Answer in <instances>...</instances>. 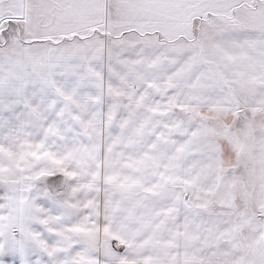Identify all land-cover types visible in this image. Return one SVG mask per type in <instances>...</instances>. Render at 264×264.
Masks as SVG:
<instances>
[{
    "label": "snow or ice",
    "instance_id": "snow-or-ice-1",
    "mask_svg": "<svg viewBox=\"0 0 264 264\" xmlns=\"http://www.w3.org/2000/svg\"><path fill=\"white\" fill-rule=\"evenodd\" d=\"M0 264H264V0H0Z\"/></svg>",
    "mask_w": 264,
    "mask_h": 264
}]
</instances>
